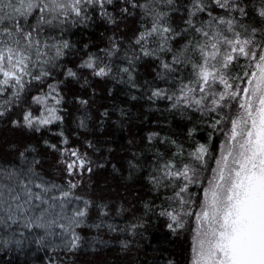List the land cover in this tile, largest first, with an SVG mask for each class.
<instances>
[{
	"label": "snow or ice",
	"instance_id": "snow-or-ice-1",
	"mask_svg": "<svg viewBox=\"0 0 264 264\" xmlns=\"http://www.w3.org/2000/svg\"><path fill=\"white\" fill-rule=\"evenodd\" d=\"M101 27V43L74 39ZM95 81L123 85L129 99L153 110L163 103L193 125L187 148L160 131L143 137L145 179L160 202H144L140 216L121 203L115 216L131 213L125 225L81 190L104 166L96 143L73 144L65 131L73 102L76 128L104 130L108 109L94 117L89 99H67L70 85L95 95ZM0 124L58 137L43 140L57 154L51 175L32 144L0 155V251L77 264L80 252L112 243L99 235L106 231L125 236L127 252L138 240L151 244L141 230L152 213L188 242L183 261L164 264H264V0H0ZM201 124L205 142L195 140ZM144 154L132 153V172L144 169ZM84 229L97 235L86 239Z\"/></svg>",
	"mask_w": 264,
	"mask_h": 264
},
{
	"label": "trees",
	"instance_id": "trees-1",
	"mask_svg": "<svg viewBox=\"0 0 264 264\" xmlns=\"http://www.w3.org/2000/svg\"><path fill=\"white\" fill-rule=\"evenodd\" d=\"M98 28L92 33H85L83 37L79 34L74 39L87 41L89 38L101 43ZM142 77H150L148 68L141 69ZM71 91L67 99L72 100V94L82 95L90 100V109L94 117L105 108L109 111V118L104 120L103 131L101 132L95 124H91L93 131L84 132L76 128L74 121L80 114L77 111L78 105L70 103L67 105L69 115L66 117L65 131L70 134L73 144H79L85 138L93 140L99 148L94 159L103 167H97L90 174H86L82 180L81 190L90 195L100 203L110 205L115 223L125 225L131 219V213L123 216H115L117 207L123 203L124 206L132 207L137 216L143 215V203L155 200L156 194L150 190V185L145 179L147 175V165L151 163V152L145 151L147 142L143 140L149 131H160L162 135L171 136L183 141L185 147L193 143L187 138V130L192 127L187 119H182L179 115H173L166 110L163 103L156 106V110L149 107L143 100L133 101L129 99L127 88L123 85L101 83L95 81L92 87L96 89V94L92 95L91 89H80L79 85H70ZM111 89V91H109ZM123 109L128 112V116H121ZM200 130L196 133L195 140L205 142L209 129L204 125H199ZM79 133V136H77ZM48 139L57 142L58 137L52 136L47 131L41 133H30L25 130L14 129L11 126L0 124V155L10 157L14 155L9 151V145L32 144L37 149V154L45 157L46 174L51 175L55 166L57 154L52 153L43 144V140ZM132 141V143H129ZM214 145L216 141L213 142ZM161 150H163V146ZM144 152L140 163L145 167L139 172H132L128 166V160L132 159V153ZM113 165L119 171L113 170ZM95 216V212H93ZM145 219L148 221L145 231L151 238V244L147 247L142 242L137 241L139 246H133L131 251L122 252L119 241L126 237L118 234H110L106 231L99 233L105 240L112 243L101 251L91 252L84 250L77 257V264H164L169 257L183 261L184 254L188 248V242L184 236L170 237L165 229V223L152 213ZM82 235L87 239L96 236L94 230L84 229ZM34 258L31 255L17 253L13 251H0V264H33Z\"/></svg>",
	"mask_w": 264,
	"mask_h": 264
}]
</instances>
